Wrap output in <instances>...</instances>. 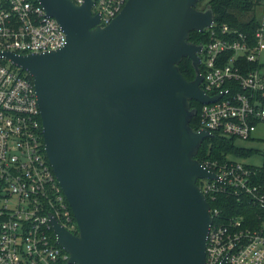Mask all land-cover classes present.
<instances>
[{
	"label": "water",
	"instance_id": "1",
	"mask_svg": "<svg viewBox=\"0 0 264 264\" xmlns=\"http://www.w3.org/2000/svg\"><path fill=\"white\" fill-rule=\"evenodd\" d=\"M37 1L65 45L0 55L33 81L45 153L78 230L50 218L68 264H205L212 217L197 181L217 177L195 158L212 134L190 126V101L218 97L200 86L202 45L189 34L212 25L211 6L127 0L101 26L91 0Z\"/></svg>",
	"mask_w": 264,
	"mask_h": 264
},
{
	"label": "built area",
	"instance_id": "2",
	"mask_svg": "<svg viewBox=\"0 0 264 264\" xmlns=\"http://www.w3.org/2000/svg\"><path fill=\"white\" fill-rule=\"evenodd\" d=\"M82 5L86 0H71ZM91 14L109 24L127 0H91ZM259 25L246 34L225 23L206 30L199 53L201 88L212 102L200 103L199 129L240 140L264 125V73L248 69L264 51V0ZM205 32V31H204ZM65 34L37 0H0V53L40 54L61 49ZM216 179H200L207 199L235 197L257 208L254 217H225L210 208L205 264H264V175L228 157L201 163ZM208 202V201H207ZM72 233V211L48 162L33 81L0 55V264H68L50 218Z\"/></svg>",
	"mask_w": 264,
	"mask_h": 264
},
{
	"label": "trees",
	"instance_id": "3",
	"mask_svg": "<svg viewBox=\"0 0 264 264\" xmlns=\"http://www.w3.org/2000/svg\"><path fill=\"white\" fill-rule=\"evenodd\" d=\"M260 0H209L207 5H210L214 17L215 24L225 23L230 27L236 28L238 31L253 34L259 25V12L258 5ZM189 40L196 44H205L208 40L207 32L191 31L189 34ZM248 69H261L262 65L258 63H246ZM178 68L180 73L186 80L193 79L195 76L194 69L188 58L184 57ZM201 70V68H199ZM21 73L26 75L28 79L32 78L24 71ZM190 106L196 109V114L191 118L190 126L194 130L199 129V112L201 104L197 101L191 100ZM257 153V150L247 149L242 146L235 144V138L227 137L225 135L213 132L212 136L202 141L195 158L200 163H206L211 161L223 162L228 157L240 159L248 158ZM264 175V161L261 165V169ZM200 185V182H197ZM211 209L219 207L221 209V215L225 217H231L238 214H243L247 218L251 219L254 217L257 208L246 206L245 204H239L235 197L232 196H221L217 202H213L207 199ZM71 210V209H70ZM72 220L75 224V230L73 234H77V225L72 214Z\"/></svg>",
	"mask_w": 264,
	"mask_h": 264
},
{
	"label": "rangeland",
	"instance_id": "4",
	"mask_svg": "<svg viewBox=\"0 0 264 264\" xmlns=\"http://www.w3.org/2000/svg\"><path fill=\"white\" fill-rule=\"evenodd\" d=\"M209 0H200L197 4V8L203 9L206 7L207 2ZM258 12L260 7H257ZM259 61L262 64V68L260 72L264 73V51L261 53L259 57ZM235 144L242 146L247 149L257 150V153L248 158H240L237 159L240 162L245 164L253 165V166H261L264 161V125H258L256 130L253 132L251 139L249 140H240L235 139Z\"/></svg>",
	"mask_w": 264,
	"mask_h": 264
},
{
	"label": "flooded vegetation",
	"instance_id": "5",
	"mask_svg": "<svg viewBox=\"0 0 264 264\" xmlns=\"http://www.w3.org/2000/svg\"><path fill=\"white\" fill-rule=\"evenodd\" d=\"M205 7H203V9H204ZM192 42V41H191ZM194 43V42H193ZM196 44V43H195ZM186 58H188V57H186ZM189 59V58H188ZM190 60V59H189ZM191 62V61H190ZM194 79V78H193ZM193 79H190L189 81H191V80H193Z\"/></svg>",
	"mask_w": 264,
	"mask_h": 264
},
{
	"label": "crops",
	"instance_id": "6",
	"mask_svg": "<svg viewBox=\"0 0 264 264\" xmlns=\"http://www.w3.org/2000/svg\"><path fill=\"white\" fill-rule=\"evenodd\" d=\"M234 159H236V158H234Z\"/></svg>",
	"mask_w": 264,
	"mask_h": 264
}]
</instances>
